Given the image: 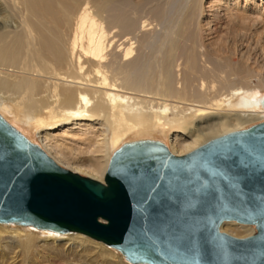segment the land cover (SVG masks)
I'll use <instances>...</instances> for the list:
<instances>
[{"label": "bare ground", "instance_id": "bare-ground-1", "mask_svg": "<svg viewBox=\"0 0 264 264\" xmlns=\"http://www.w3.org/2000/svg\"><path fill=\"white\" fill-rule=\"evenodd\" d=\"M205 1L0 0V113L32 141L39 139L58 164L102 182L112 155L134 131H176L168 147L182 155L264 121V75L249 66V47L237 46L235 30L221 45L204 41V32L223 25L238 30L246 21L263 23L264 7L246 0L256 8L246 14L236 7L239 0H209L208 7ZM156 22L162 29L157 38ZM256 73L259 86L251 82ZM60 126L62 135L88 142L91 159H72L62 135L52 133ZM248 225L226 221L221 230L247 237L257 231ZM22 227L70 234L52 235L44 246L78 256V264H91L82 257L88 250L101 264H135L80 232L0 222L7 250L27 255L37 249L35 235Z\"/></svg>", "mask_w": 264, "mask_h": 264}, {"label": "water", "instance_id": "water-1", "mask_svg": "<svg viewBox=\"0 0 264 264\" xmlns=\"http://www.w3.org/2000/svg\"><path fill=\"white\" fill-rule=\"evenodd\" d=\"M226 221L257 231L233 236ZM0 222L80 232L135 264H264V121L182 155L158 139L126 142L102 182L0 113Z\"/></svg>", "mask_w": 264, "mask_h": 264}, {"label": "rangeland", "instance_id": "rangeland-1", "mask_svg": "<svg viewBox=\"0 0 264 264\" xmlns=\"http://www.w3.org/2000/svg\"><path fill=\"white\" fill-rule=\"evenodd\" d=\"M257 1H258V5L260 6V8L263 9L264 3H262V2L260 3L259 0H257ZM223 2H226V0H223ZM205 3H206L205 6L208 7L209 6V0H206ZM236 7H240V12L241 13H246V14L254 13V11L256 10L255 7L252 8V9L250 7H247L246 6V0H239L237 2V6ZM263 18H264V15H263ZM208 19H210V17H208V16L206 17L205 16L204 22L205 21L207 22ZM263 23L260 22L259 24H261V25L258 24V25L255 26L251 21H246V26H245L246 29H243L242 28L244 31H241L242 29H239V28L237 30L236 29L237 27H234L232 24L225 25V26L223 25V27L220 28V30H217L216 33H215V31H212V32L209 31L210 33L208 31L204 32V38H205L204 41L207 44H212V43L219 44L220 43L219 45H221L222 43H225L228 40H231L232 41L233 36H234V34H232L233 33V30H235L236 33L238 35H240V36L243 33L244 35L242 34L241 37L240 36L237 37L238 39H237L236 44L241 49H242V46L243 45L245 47H249L250 51H249V54H248L247 57H250V59L248 61V64H249V66H251V68H255L257 70V73L258 74H260L261 76H263L264 75V24ZM153 24H156L155 26L151 25V28L153 30H155L156 28L159 27L155 31V33H157V36H155L156 34L154 33V36L157 38L158 35L162 32V29H161V26L157 24V22L156 23H153ZM203 25L206 27V25L204 23H203ZM252 26H255L256 28L255 27H252ZM232 28H234V29H232ZM152 29H151V31H152ZM206 30H207V28H206ZM148 32H150V31H148ZM153 32L154 31H152L151 33L153 34ZM239 32H240V34H239ZM226 33H227V35H226ZM255 41L257 42L258 45L255 44ZM257 73H256L257 76L251 77L252 78L251 79V82H252L253 86H259L260 85V81H259V78H258L260 75H258ZM260 90H261L262 93H264V86H261ZM17 125H19V124H17ZM251 125H253V124H250V123L244 124V128H247V127H249ZM168 132L169 131H167L166 135H163V134H160L157 131L155 132V131H153L151 129H145L144 132H143V130L134 131L133 133H131V134L128 135V138L125 141V143L126 142H129V141H132V140H137V139L151 138V139L161 140V141L165 142L169 146V136L172 135V134H175L176 131L175 132L172 131L173 133L172 132L168 133ZM52 133H54L55 135H62L63 128L60 126L58 129H56L55 132H52ZM143 133L144 134L146 133V134L145 135H141ZM62 137L63 138L62 139L60 138V141H62L64 144L66 143L65 145L67 146L69 152L71 154H73V155H71V157H72V159L74 161H76L75 158L76 159H81L82 161H86L90 157V155H88L86 153L87 150L85 149V147H88V145H87L88 142H85L81 138H78V137H75L74 138L72 135H67V134H66V136L65 135H62ZM78 139H80V140H78ZM38 140H35L36 143H38ZM84 142L87 143V144H85ZM83 144H85L86 146L83 145ZM73 149H74V151L76 153H77V149H78V151L80 153L79 152L77 154L74 153ZM81 152H83V153H81ZM74 154H76V155H74ZM84 158L86 160H84ZM89 159H91V157ZM248 226H251V227H253L256 230V227L255 226H252V225H248ZM22 228H23L22 230L25 233H27V234H34L35 235V238L38 240L37 241V249L35 248L34 252H32L30 254H27V255L24 253L25 254L24 255L23 252L21 250H19V249H15V251H13L12 248H10V250L9 249L7 250L4 247L3 242H1L0 243V246H1V248L2 247L3 248L2 249L0 248V252L2 251L0 253V264H70L71 262H72L71 264H78L79 263V261H78L79 260V257L76 256V255H74V254H73V256L75 257L74 259H73V257H68V256L67 257L69 259H67V257L59 254L58 252H54L52 250L50 251V249H48V248H46L44 246V242L49 241L52 235L53 236L54 235L55 236L57 235L59 237H61V236L62 237H67V236H70V234L61 235V234H56V233H51V232H42V231H39V230L34 229V228H28V227H22ZM88 239H90V238H88ZM91 241H93V242H95L97 244H102L107 249H109L111 251H114L117 256H119L124 262L128 263L127 262L128 260L126 258L125 259L127 261L124 259V257L122 256V253L120 252V250L115 249L112 246H110V247L109 246H106L105 244H103V242L100 243V241H97V240L96 241L95 240H91ZM38 247H40V248H38ZM35 251H37V252H35ZM88 253H91V254L84 253L85 255L83 254L84 255L83 256L81 253H79L77 255H80V256L82 255L83 259L84 260L87 259L85 261H87L88 263H91V264L92 263L93 264H101V261L102 260H100V258H98V255L96 253L91 252V250H88ZM1 258L4 259V260H2ZM67 261H68V263H67Z\"/></svg>", "mask_w": 264, "mask_h": 264}]
</instances>
